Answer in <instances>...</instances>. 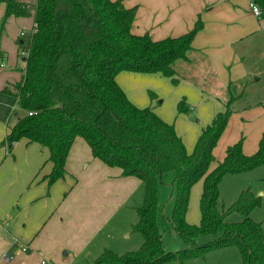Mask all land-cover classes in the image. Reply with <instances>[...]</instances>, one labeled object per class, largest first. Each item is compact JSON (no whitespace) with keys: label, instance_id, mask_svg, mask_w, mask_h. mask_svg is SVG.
<instances>
[{"label":"trees","instance_id":"obj_1","mask_svg":"<svg viewBox=\"0 0 264 264\" xmlns=\"http://www.w3.org/2000/svg\"><path fill=\"white\" fill-rule=\"evenodd\" d=\"M255 2L264 14V0ZM1 3L0 33L9 16L28 11V3L22 0ZM33 8L35 31L23 58L22 77L0 90L18 108L1 145L9 149L24 138L27 144L45 147L51 169L43 178L51 186L67 172L71 146L81 138L94 158L119 168L122 176L139 179L143 187L142 202L136 208L138 219L132 226L142 236L140 246L121 254L104 249L93 264H184L227 246L237 248L240 264H264L263 223L250 217L260 207L261 197L246 188L228 206H218V186L225 174L264 164V130L254 153L244 154L239 138L210 169L212 150L232 112L230 99L188 152L173 124L150 106H136L116 81L118 73L127 71L159 73L176 84L178 64L190 58L192 40L202 27L200 18L183 34L154 40L146 32H132L137 6L126 7L123 0H35ZM186 110L184 99L179 100L177 112ZM200 179V219L191 224L185 214L190 190ZM160 185H168L175 195L170 215L158 201ZM233 212L241 220L228 221ZM159 217L171 224L186 247L165 249ZM204 235L213 239L197 244L196 239Z\"/></svg>","mask_w":264,"mask_h":264},{"label":"crops","instance_id":"obj_2","mask_svg":"<svg viewBox=\"0 0 264 264\" xmlns=\"http://www.w3.org/2000/svg\"><path fill=\"white\" fill-rule=\"evenodd\" d=\"M27 3L25 15L6 19L0 37V90L19 81L24 71L25 60L19 51L25 46V34L21 32L30 31L34 24L33 3ZM123 3L126 7L137 6L132 32H146L154 40L178 36L190 30L196 19L202 21L192 40L189 60L178 64L176 84L159 73L117 74L116 81L130 101L138 107H152L161 119L173 124L190 152L201 130L217 112L225 110L230 99L232 112L212 150L214 161L210 169L239 138L243 153H254L264 130V14H253L248 0H123ZM3 11L1 3L0 18ZM182 98L187 110L177 113V103ZM10 99L11 96L0 92V264H67L61 251L65 241L76 239L78 232L63 228L61 213L74 219V226H84L83 241L94 237L98 230L82 224V209L88 202L82 193L83 186L90 185L87 174L79 169L83 160L85 168L98 170V178L108 184L110 193L118 192L120 186L125 189L130 184L142 183L133 176H122L119 168L94 158L84 140L76 138L66 160L67 172L48 186L43 176L50 171L51 163L45 147L26 142L23 145L20 141L9 149L1 145L9 132L13 109ZM199 181L202 189V180ZM64 190H68L72 199L69 207L61 205L67 203L62 197ZM78 198L82 201L76 204ZM108 199L118 203L119 195L105 196ZM89 202L95 204L94 199ZM187 214L188 211L186 217ZM88 220L87 223L95 221ZM21 243L27 250L19 248ZM4 254L11 259L5 260Z\"/></svg>","mask_w":264,"mask_h":264},{"label":"rangeland","instance_id":"obj_3","mask_svg":"<svg viewBox=\"0 0 264 264\" xmlns=\"http://www.w3.org/2000/svg\"><path fill=\"white\" fill-rule=\"evenodd\" d=\"M25 2L34 3V0H23ZM142 4V2H139ZM32 5V4H31ZM33 9V5L31 7ZM4 12V11H3ZM3 14L0 18V23L2 20ZM6 22V20H5ZM5 22L3 30L0 33V37L3 34L5 28ZM29 30V29H28ZM22 29L25 34V47L28 45L29 36L31 35V30L28 31ZM264 46V44H263ZM183 99V98H182ZM14 99H10L11 105H13L12 114L10 115L9 124L15 121V115L13 111H18ZM177 109V107H176ZM178 113V112H177ZM23 144L26 142L24 138L18 140ZM17 141V142H18ZM27 144V142H26ZM33 144V143H31ZM25 145V144H23ZM86 161L80 165V171L85 172L90 179V185L85 187V191H82L83 196L87 197V204L84 209H82L81 219L82 224L85 225L87 229L97 228L95 231L94 237L86 239L83 241V227L74 226V219H69L67 214L61 215L64 217L63 228L70 231H77L78 236L76 239L70 241H65V248L61 251L62 258L67 262V264H93L96 257L104 250L111 249L119 254L125 253L137 249L141 242V234L133 231L132 226L136 223L138 217L136 208L142 202V193L143 187L142 184L132 185L128 187L119 188L118 192L114 190L112 193L108 192L109 186L104 181L102 182L98 177V170L87 167L85 168ZM258 168L254 167L253 169L239 172V173H228L225 174L221 181L219 182V197H218V206H228L233 201L236 200L238 194L241 190L250 188L253 192H256L257 195L261 197V205L259 208L253 210L250 214V217L255 221L263 223L264 229V164ZM75 169V168H74ZM75 169L74 172H76ZM39 172V171H38ZM79 172V171H78ZM72 174H74L72 172ZM75 175V174H74ZM75 179L77 176L75 175ZM74 179V180H75ZM135 179V178H134ZM54 184V183H53ZM193 189V191H192ZM103 190V194L101 193ZM111 190V189H110ZM170 187L168 185H160L158 193V201L164 205V212L167 215H170L173 204H174V194H170ZM68 190H64L62 197L67 203L63 206H70V193L67 194ZM192 191V192H191ZM189 203H188V214L185 215V220L191 224H198L200 219L199 211V198L201 194V182L198 181L193 188H191ZM81 193V192H80ZM262 193V194H260ZM115 196L119 195V202L114 203L112 200H105V196L109 198L110 195ZM103 196V197H102ZM74 199V197H73ZM91 199H94L95 204L92 206ZM114 199V198H113ZM72 200V199H71ZM82 200L78 198L76 204ZM73 207L77 205L72 204ZM91 206V207H90ZM62 209V208H61ZM75 209V208H74ZM159 216V215H158ZM94 219L93 223H90L88 219ZM242 216L233 212L227 216L228 221H239ZM159 228L162 231V240L166 250L174 251L186 247V244L183 238L171 227L169 222H162L159 217ZM70 223V224H68ZM213 239L211 235L200 236L196 239L197 244H204ZM241 255L236 247L227 246L223 248H217L208 251L204 258L197 257L188 259L184 264H240ZM161 264H176L175 262H163Z\"/></svg>","mask_w":264,"mask_h":264},{"label":"built area","instance_id":"obj_4","mask_svg":"<svg viewBox=\"0 0 264 264\" xmlns=\"http://www.w3.org/2000/svg\"><path fill=\"white\" fill-rule=\"evenodd\" d=\"M248 4H249V8L250 10L253 12V14H255L256 16H261V10L259 8V6L256 4L255 0H248ZM35 31V24H33V27L31 29V33ZM21 34L23 35L24 32H21ZM28 52H29V48H28V45L25 47H22L19 51V55L20 57H23L25 58L27 55H28ZM2 65V64H1ZM29 114H31V112H29ZM19 248L23 251L27 250V247L24 245V244H20L19 245ZM3 258L5 260H10L11 259V256L7 255V254H4L3 255ZM43 263L45 261H42Z\"/></svg>","mask_w":264,"mask_h":264}]
</instances>
